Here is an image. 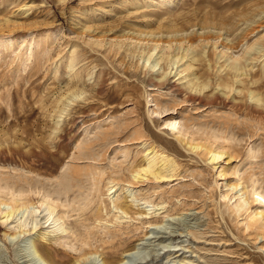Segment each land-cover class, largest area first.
<instances>
[{"label": "rangeland", "instance_id": "1", "mask_svg": "<svg viewBox=\"0 0 264 264\" xmlns=\"http://www.w3.org/2000/svg\"><path fill=\"white\" fill-rule=\"evenodd\" d=\"M215 136L217 159L192 148ZM152 148L175 169L133 177ZM249 182L264 190V0H0V198L65 210L43 237L44 209L19 211V238L0 222V264H45L27 235L60 264H264Z\"/></svg>", "mask_w": 264, "mask_h": 264}, {"label": "bare ground", "instance_id": "2", "mask_svg": "<svg viewBox=\"0 0 264 264\" xmlns=\"http://www.w3.org/2000/svg\"><path fill=\"white\" fill-rule=\"evenodd\" d=\"M156 46H157V44L154 47H156ZM192 59H195L194 54L192 55ZM240 63L234 61L233 64L230 65V68L237 71L241 68L242 64L240 65ZM186 66H191V63L190 62L187 63ZM202 86H205V84L203 83ZM256 99H259V98H256ZM167 125L171 131L180 130V127L178 126V124L175 120L174 121H168ZM213 142L215 144L213 143V144H210L208 146H201L198 144H194L192 146V148L202 147L203 148L202 152L204 154L207 153L208 158L210 160H215L221 156V152H220L221 150L219 149V147L221 146V142L217 139L216 136L213 137ZM249 153L251 155L255 154L254 147H252L250 149ZM161 154H162V152H157L156 149L152 148L146 154L145 159H143L142 162L138 165V168L134 169L135 171L133 173V177H136V178L142 177L143 178V176L152 175V177L160 178V177L166 176L167 171H170V170L173 171L175 169L174 161L171 158H168L166 155H161ZM1 187H2V185H1ZM109 188H111V187L109 186ZM16 190L17 189H12V188L8 187L7 192L4 193L3 197L0 198V203H3L4 205H6V207L3 211V214L1 213L2 215L0 216V222L4 223V224H8L9 222H13V221L16 222V224H12V225L8 226V228L11 229L12 231H7V233L5 232L4 234H6V236L10 235V237L13 239H15L17 237L19 238L21 233L24 231V230H17V231L14 230L15 227L26 225L28 223L25 218L22 219L20 216H18L19 211H21L22 213L26 211V214H27V212L31 213L34 211L35 212L38 211V214L35 215L36 217L37 216L39 217V215H40L39 213H41L43 211V209H44V211L45 210L47 211V213L42 212L41 216L39 218L35 219L34 221H33L34 218L31 219L32 220V225H31L32 229H35L37 227V225L42 224V225H40V226H42L41 231H39L40 229L37 230V231H39V232H37L38 235L40 234V235H42V237L47 232V230H46L47 227H49V226L55 227V225L57 224L55 222L58 219H64V216H65L64 211L65 210L63 211L62 209L57 208V207H59V205H61V202L59 203L57 201L58 197H55L53 194L49 193L48 191H44V190L40 191V189H37L39 191L38 192L39 193V199H38L39 205L37 207H42V209H39V208L34 207L31 204V200L24 198V196L19 191H16ZM243 195H244L245 200H247V201L257 200L262 206H264V190L257 188L253 182H249L246 185L244 192H243ZM118 207L121 209V211L123 213L128 214V212H129L128 207L129 206L119 205ZM53 211L57 212L56 217L54 215L52 217H50V215L53 213ZM263 216H264V213H263ZM52 231H55V229L54 230L52 229ZM27 236H28L27 239H29L30 243H31L30 246H32L31 247L32 253H34V255L36 254V256H38L41 261H43L45 264H60L59 261L55 260V254H53V252L51 250L46 248L43 244H38V245L33 244L34 243L33 238L30 237L29 235H27ZM102 262H103V264H114V260L109 258L108 256H104Z\"/></svg>", "mask_w": 264, "mask_h": 264}]
</instances>
